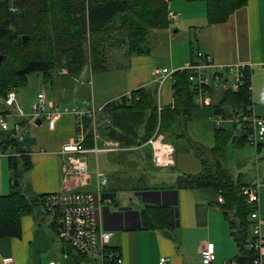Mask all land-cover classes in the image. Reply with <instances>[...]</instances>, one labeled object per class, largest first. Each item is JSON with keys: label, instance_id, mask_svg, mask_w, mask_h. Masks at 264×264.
Here are the masks:
<instances>
[{"label": "crops", "instance_id": "obj_1", "mask_svg": "<svg viewBox=\"0 0 264 264\" xmlns=\"http://www.w3.org/2000/svg\"><path fill=\"white\" fill-rule=\"evenodd\" d=\"M168 6L179 12V17H184L182 20L179 18L177 23L169 20V27L162 29L165 30L169 40L176 33L182 35L179 41L180 51L183 50L182 55L176 56L171 47L168 52L163 53L160 50L156 53L150 51L147 55L128 54L127 58H122L129 61L128 68L110 72L109 83L101 82V87L99 85L94 89L91 96L94 105L104 106L110 100L119 99L133 89L147 85L156 88L155 98L158 109L173 108L174 78L173 75L167 76L166 79L170 81L165 83V79L160 84L157 77L159 74L161 76V68L173 71L181 67L196 51H202L210 54L215 64H251L249 72L253 110L257 115L263 116L264 0H247V3L231 13L227 20L213 23L207 21L206 7L202 1L177 0L169 2L167 8ZM120 59L119 61H122ZM100 75L103 79L104 74ZM213 90L214 88L211 90L212 102L209 105L193 107L189 115L177 119L182 127L177 131L178 136L170 135L175 137L176 141L172 143L169 136L166 138L173 145L176 157L175 165L167 166L172 172L168 175L164 174L163 179L158 178V186L146 184V187L134 188L135 198L125 196L127 193L122 192L126 191L115 186L112 189L105 188L107 184L114 182L112 174L107 176V173L103 172L107 179L104 185L99 184L92 171L87 181L82 178L65 177L61 169L62 160L59 150L64 143L74 138L75 125L72 115L63 114L55 129L46 128L48 135H41L44 129L41 127L43 121H40L32 129L33 134H29L33 139V143L28 147L32 162L30 182L33 192L47 195L51 192L87 190L97 193L100 199L99 223L104 230L111 233L109 246L120 253L122 264H159V259L163 256L167 258V264H202L200 249L207 244H212L216 254L211 264H237L235 262L237 248L231 238L229 222L223 213L221 202L218 201L219 192L210 185L178 187L176 184L181 176L195 177L214 172L215 161L212 158V149L216 142L215 122L218 115L213 113L211 104L219 100H214ZM88 101L90 100H85ZM228 121L234 123L238 118ZM106 122H109V117L98 118L97 130ZM239 128L236 134L240 131ZM101 138L106 139L102 135ZM242 145L230 139L226 148ZM42 146L45 149H41ZM144 147L146 150L142 155L147 156V159L140 157L142 160L140 166L142 170L150 171L146 162L153 165L152 149L149 145ZM226 148L224 160L227 167ZM254 148L257 155L260 153L256 156L258 160L257 171L254 174L256 179L250 182L251 185L243 179L242 181L248 186L260 182V211L264 215V139L259 150L256 146ZM122 150L106 153L118 154ZM86 157L88 159V155ZM260 157L263 158L262 161ZM153 167L157 166L154 164ZM96 169H98L97 165ZM6 172L7 169H5L6 181L0 183V194L10 192ZM232 173L236 177L238 175L242 177L240 172ZM145 205L157 207V211L162 213L164 218L166 217L163 218L164 221L166 220L164 223L171 227L152 228L146 225L142 215ZM48 223L50 221L44 212L37 216L24 215L21 219L20 237H0V260L5 256H11L14 260L13 264H48L52 259L62 264H85V262L76 263L68 255L64 257L65 244L60 240H58L60 244H57Z\"/></svg>", "mask_w": 264, "mask_h": 264}, {"label": "trees", "instance_id": "obj_2", "mask_svg": "<svg viewBox=\"0 0 264 264\" xmlns=\"http://www.w3.org/2000/svg\"><path fill=\"white\" fill-rule=\"evenodd\" d=\"M171 1L177 0H0V105L7 92L23 86L26 76L31 73H41L47 81L55 71L61 76L75 78L85 69L104 71L108 65V45H125L128 53L133 55L150 52V32L169 27L167 3ZM183 1L204 2L206 18L211 23L227 20L231 13L247 3V0ZM11 5H15L19 11L10 10ZM23 35L29 38L20 43L18 38ZM63 69L67 70L66 74L62 73ZM249 75V70H246L244 84L238 91L226 88L219 101L211 104L215 115L234 120L249 114ZM173 78V108L159 110L155 98L156 88L147 85L133 89L130 97L124 95L104 104L97 115V119L109 117V122L99 129L102 137L117 141L121 147L138 149L146 144L157 128L166 138L176 136L182 127L177 119L185 118L197 104L188 73L175 71ZM236 124L240 125V131L234 135L223 125L216 127V142L212 149L214 172L195 177L181 176L176 184L178 187L210 185L222 195L221 208L237 248L235 262L254 264L257 252L249 247L253 239L250 216L254 206L247 202L241 189L248 185H245L240 175H233L224 160L225 148L230 139H234L238 145L248 142L250 126L243 120L234 122ZM90 125L91 119L87 118L86 126ZM8 135L9 132L0 130V147L4 150L12 148L18 153L9 155L7 164L19 181L18 159L23 162L25 170L31 169L28 147L33 139L27 137L17 142L9 140ZM90 136L91 131L87 133L86 146L90 145ZM261 144L256 145L257 150ZM196 153L199 154L198 151ZM142 157L147 159V156ZM141 183L140 187H146L145 180ZM20 186L21 181L17 190L0 194V237H20L22 217L26 214L37 216L45 211V194L30 192L29 186L24 191ZM157 210L155 206L145 205L142 215L146 225L170 228L171 225L164 223L166 220ZM55 223L54 220L48 223L54 238L57 235ZM63 251L76 263L87 262L86 257L70 245L65 244Z\"/></svg>", "mask_w": 264, "mask_h": 264}, {"label": "built area", "instance_id": "obj_3", "mask_svg": "<svg viewBox=\"0 0 264 264\" xmlns=\"http://www.w3.org/2000/svg\"><path fill=\"white\" fill-rule=\"evenodd\" d=\"M10 10L19 11L15 5H11ZM179 16V12L170 7L167 8L168 19L177 23ZM250 66L251 64H215L210 54L196 51L181 67L173 71L161 68V76L159 74L157 81L162 84L166 77L172 76L175 71L187 72L188 80L194 87L195 102L197 106H204L212 102L210 100L212 88L228 82L229 77H232L231 86L227 88L238 91L240 86L244 84L245 71L249 70ZM62 73L66 74L67 70L63 69ZM247 90L250 94V111L249 114L238 118L237 122L243 120L250 126L248 142L256 146L264 139V115H257L253 110L251 74L248 77ZM17 93L18 90H9L0 105V130L9 132V140L24 141L29 137V126L31 124L37 126L38 121H42L43 118L47 122V127L53 130L63 114H70L74 117V138L64 143L59 150V156L62 160L61 169L65 177L82 178L87 181L91 171L86 154L96 156L99 152H113L121 148L115 140L102 139L97 132L96 125L93 128V134L90 136V143L88 142L90 145L86 146V119L90 118L92 124H96L97 113L102 110L103 106L98 107L97 111L93 101L90 100L84 105H77L71 109L65 106L61 109L49 101L47 95L42 91L37 93L36 99L32 102V112L26 114L18 104ZM126 96L130 97V92ZM7 117L12 119L11 126L6 120ZM224 120L225 118L218 115L215 122L216 126H219ZM10 145L11 143L8 144V146ZM146 145L152 149L153 165L155 164L157 167L175 165L176 157L173 145L167 141L164 133L158 128L153 136L147 140ZM0 154L5 155V150L1 147ZM12 155H18V153ZM94 173L99 184L104 185L107 179L103 172L95 169ZM260 185V182L257 181L252 186L241 188L243 194L246 195L247 202L254 206L250 216L253 239L249 243V247L257 252L254 264H263L264 262V215L260 211ZM218 201L223 203L222 195H219ZM43 210H45L46 218L50 222L53 220L56 222L57 236L60 241L84 255L87 259L85 264H122L120 253L109 246L111 233L104 230L99 223V196L97 197L93 192L87 190L51 192L44 196ZM200 256L202 264H211L216 258L212 244L202 247ZM64 257H67L66 253ZM13 263L14 260L11 256H5L0 260V264ZM48 264L62 263L52 259ZM159 264H167V258L161 257Z\"/></svg>", "mask_w": 264, "mask_h": 264}, {"label": "rangeland", "instance_id": "obj_4", "mask_svg": "<svg viewBox=\"0 0 264 264\" xmlns=\"http://www.w3.org/2000/svg\"><path fill=\"white\" fill-rule=\"evenodd\" d=\"M181 20L184 17H179ZM182 38V35L179 33H176L173 35L170 40L168 39L165 30L157 29L152 30L148 37V44L150 46L151 53H156L158 51L168 52L171 49L175 53L176 56H181L183 50L180 51V39ZM187 44L188 40H187ZM188 48V47H187ZM107 61L106 64L107 68L102 70H96L94 72L85 69L80 76L78 77H72V76H61L58 71L53 72L50 79L47 81L44 80V77L41 75V73H31L26 76V82L23 86L20 88H17V101L20 105V108L23 110L24 113L29 114L32 112V102L36 99V95L38 92L42 91L47 95V98L49 101H52L55 105H58L61 109L63 107L67 106L69 109L76 107L77 105H84L85 100H92L91 96L94 92V89L100 85L101 82L109 83L110 81V72L112 71H118V69L125 70L128 68V60L122 59L127 58L128 51L127 47L114 45V46H107ZM180 51V52H179ZM149 53V52H148ZM143 53L144 55L148 54ZM119 58L122 59V61H119ZM120 59V60H121ZM165 65L170 68L169 64L165 62ZM103 75V79H101V75ZM231 80L232 77H229L228 82H224L218 86L214 87V90L212 92V95L214 96V100H219L221 97L220 94L227 88L231 86ZM170 81L169 79H166L165 83ZM164 83V84H165ZM100 89V88H99ZM51 98V99H50ZM53 99V100H52ZM96 110L98 111V105L95 104ZM50 109L49 107L47 108ZM8 124L12 125V119L7 117L6 118ZM73 123H74V117H72ZM43 123L41 127L44 129L43 134L41 135H48V132L46 131L47 122L43 118ZM222 125L225 129H227L230 133L236 134V130L239 128V124L234 125L233 121H222ZM96 124L91 122V125L87 128V133L91 131V134H93L94 126ZM36 126L30 125L29 126V134H33V130ZM97 128V125H96ZM99 133V130H97ZM35 134V133H34ZM63 132L61 133V135ZM51 135V134H50ZM52 136V135H51ZM54 136V134H53ZM66 138V137H65ZM170 142L174 143L176 141L175 137H168ZM146 145V144H145ZM255 145L251 144L250 142H245L241 147H228L226 148V165L231 170V172H240L242 174L241 179L244 181L250 183L253 182L256 179V171H257V163L258 160L256 159V156H259L260 153H256ZM41 149H45L44 146L40 147ZM123 149V150H122ZM119 150H122L118 152V154H108L106 152H99L95 158L94 154H86L88 155V165L89 170L92 171V174L95 176V169L96 165L98 167V170L104 173H107V176L109 174H112L114 182L111 184H107L105 188H116L122 189V193H127L126 195H129L130 197L135 198L133 190L134 188L142 186L141 182L145 179H147L146 184L149 186H158L159 185V179H163V175L172 172L170 171L168 167L165 168H154L151 163L148 161L146 162V166L149 167L150 171H144L142 170V167L140 166L142 163V160L140 157H142V152H144L146 149L144 145L142 147H139L138 149L136 147H133L131 149H127L124 147H121ZM117 150V151H119ZM15 151L12 148H7L5 150V155L0 154V183L2 181H6L5 178V169H7V181L10 183L9 185V191H14L18 189V185H15L16 178L14 177L15 172L8 167V156L11 154H14ZM139 157V158H138ZM263 158L260 157V161H262ZM5 167V169H4ZM264 167V165H263ZM17 171L20 174L19 181H21V186L24 191L27 190V187L29 186V191L33 192V189L31 187L30 182V171L31 170H25L23 166V162L18 159V165H17ZM144 176V177H142ZM251 185V183H250ZM97 197L98 194L94 193ZM55 240L57 244H60V240L58 236H55Z\"/></svg>", "mask_w": 264, "mask_h": 264}, {"label": "water", "instance_id": "obj_5", "mask_svg": "<svg viewBox=\"0 0 264 264\" xmlns=\"http://www.w3.org/2000/svg\"><path fill=\"white\" fill-rule=\"evenodd\" d=\"M23 15V12L21 13V16ZM29 38V36L28 35H23V36H21V37H19L18 38V41L21 43V42H26L27 41V39ZM0 60H1V56H0ZM40 121H38V123H39ZM19 184V181L16 179L15 180V185H18Z\"/></svg>", "mask_w": 264, "mask_h": 264}]
</instances>
